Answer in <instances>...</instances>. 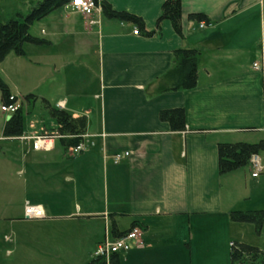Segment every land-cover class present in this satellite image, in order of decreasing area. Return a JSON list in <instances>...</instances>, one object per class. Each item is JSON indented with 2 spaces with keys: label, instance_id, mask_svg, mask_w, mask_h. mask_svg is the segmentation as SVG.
I'll return each instance as SVG.
<instances>
[{
  "label": "crops",
  "instance_id": "0c3cea01",
  "mask_svg": "<svg viewBox=\"0 0 264 264\" xmlns=\"http://www.w3.org/2000/svg\"><path fill=\"white\" fill-rule=\"evenodd\" d=\"M104 1L144 30L70 1L29 29L40 44L22 46L19 58L35 69L34 97L24 99H39L51 119L14 137L0 126V264H25L27 249L35 264L62 261L64 244L80 261L132 222L142 243L118 264H229L233 241L264 252V224L230 219L264 210V148L256 177L249 163L220 174L217 155L219 143L264 141V0H181V34L169 20L155 29L164 0ZM196 12L210 26L188 18ZM178 49L198 52L196 85L162 90ZM46 103L86 118L84 150L62 145ZM174 108L185 112L182 131L159 118ZM26 203L44 217L26 218Z\"/></svg>",
  "mask_w": 264,
  "mask_h": 264
},
{
  "label": "trees",
  "instance_id": "16d2710c",
  "mask_svg": "<svg viewBox=\"0 0 264 264\" xmlns=\"http://www.w3.org/2000/svg\"><path fill=\"white\" fill-rule=\"evenodd\" d=\"M71 0H38L32 2L27 13L16 12L14 17L6 20L0 19V61L6 54L13 51L16 55L23 54V44H40L41 40L33 36L30 32V26L51 11L67 4ZM94 4L101 8L105 16L120 21H128L136 24L144 30V23L141 18L126 11H117L104 0H93ZM181 0H164L161 5V14L157 19L155 29H160L163 20H169L176 33L181 34ZM189 19L195 21H207L203 13H191ZM208 22V21H207ZM150 34V33H148ZM198 52L195 49H178L174 51V65L164 76V87L162 90L190 89L196 85L197 81ZM0 92L4 103L16 101L10 100L7 85L0 78ZM33 98L29 94L25 99ZM50 116L56 121L57 132L64 147L78 145L82 141V134L86 129V118L72 117L67 111L50 106L46 103ZM159 118L169 124L171 130L182 131L185 128V112L182 108L166 109L159 113ZM23 122L21 108L10 115L4 123L2 135L5 137H14L22 134ZM264 148V141L257 143H219L217 146L218 170L220 174L233 171L246 166L249 163L251 155L257 154ZM230 219L235 222L253 224L256 231H259L264 224V210L254 211H232ZM136 222H132L131 227L119 233L116 237L123 235L134 228ZM112 229L117 234L115 227ZM118 254H112L108 259L94 257L86 264H118ZM229 264H264V252L257 246L250 245L240 241L230 243Z\"/></svg>",
  "mask_w": 264,
  "mask_h": 264
},
{
  "label": "rangeland",
  "instance_id": "374dc122",
  "mask_svg": "<svg viewBox=\"0 0 264 264\" xmlns=\"http://www.w3.org/2000/svg\"><path fill=\"white\" fill-rule=\"evenodd\" d=\"M30 3L31 0H28L24 4H21V2L18 3L17 0H3V2H0V19L6 20L9 17H14L16 12L26 14L29 9ZM35 24L36 22H34L32 26H30V30L32 32L35 31ZM19 57L20 56L16 55L13 51H10L6 54L4 59L0 61V78L7 85L9 93H11L10 95L16 97V105L18 106V108L21 107L23 128H25V130L27 131H30L35 129L34 126L37 127L42 118L46 120H49L51 118L46 115L43 103L39 99L34 101L31 100L29 103L25 101L24 96L30 92L27 90L30 88H34L33 74L35 69L28 66V64L25 63L24 59H21ZM20 62L23 68L21 69V71L23 72H19ZM3 103V98L0 92V106ZM9 116L10 114L2 112L0 109V126L1 124L3 126ZM30 124H32V126H30ZM119 223L122 229H128V227L130 226L129 221L126 218L119 220ZM26 226L31 227L33 226V224H27ZM67 247L68 244H64L65 250H61L63 255L62 261H57L54 257H46V259L43 260V263L40 264H85V262L90 260V258L95 257L94 253H92L91 255L90 253H88V250L85 251L84 256L80 261H76L72 257L71 250L67 249ZM95 248L96 247H93V250H95ZM35 253L36 251L34 249L26 250L25 264H35ZM4 258L5 261L12 259V257L9 259L8 256H5ZM5 264L13 263L9 262Z\"/></svg>",
  "mask_w": 264,
  "mask_h": 264
},
{
  "label": "built area",
  "instance_id": "2783aa9c",
  "mask_svg": "<svg viewBox=\"0 0 264 264\" xmlns=\"http://www.w3.org/2000/svg\"><path fill=\"white\" fill-rule=\"evenodd\" d=\"M71 6L76 10L80 11L86 16L92 14L96 6L93 0H71ZM90 23H94V21H90ZM210 26V23L207 21H198L199 28H206ZM139 28L135 26L133 33L138 34ZM253 67L257 68V62L253 63ZM10 100H13V96L9 97ZM2 112L12 115L18 109L16 105V101L10 103H3L0 106ZM85 149L84 143L81 141L78 145L72 146L71 151L73 153H78ZM128 155V152L118 153L113 155V161L115 163L119 162L123 156ZM249 164L254 169L252 172V176L256 177L262 170V166L260 164V160L256 154L251 155L249 159ZM24 216L28 219H39L44 217V211L41 206L33 205L26 203L24 207ZM142 243L140 238V232L137 228H133L130 231L124 233L123 235L114 238L112 241H104L99 243L94 251V256L108 259L112 254H119L122 252H128L134 247H139Z\"/></svg>",
  "mask_w": 264,
  "mask_h": 264
}]
</instances>
